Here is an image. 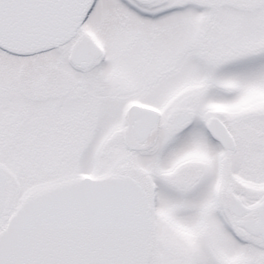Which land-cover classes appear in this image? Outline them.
<instances>
[{
  "label": "snow or ice",
  "instance_id": "1",
  "mask_svg": "<svg viewBox=\"0 0 264 264\" xmlns=\"http://www.w3.org/2000/svg\"><path fill=\"white\" fill-rule=\"evenodd\" d=\"M0 264H264V0H0Z\"/></svg>",
  "mask_w": 264,
  "mask_h": 264
}]
</instances>
